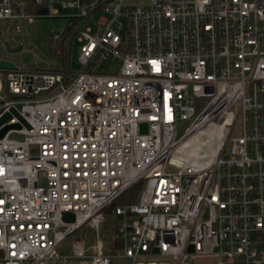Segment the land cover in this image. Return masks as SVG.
Masks as SVG:
<instances>
[{"label": "built area", "instance_id": "obj_1", "mask_svg": "<svg viewBox=\"0 0 264 264\" xmlns=\"http://www.w3.org/2000/svg\"><path fill=\"white\" fill-rule=\"evenodd\" d=\"M56 5L78 68L24 39ZM5 59L0 126L26 124L0 137V264H264V0H0Z\"/></svg>", "mask_w": 264, "mask_h": 264}, {"label": "rangeland", "instance_id": "obj_2", "mask_svg": "<svg viewBox=\"0 0 264 264\" xmlns=\"http://www.w3.org/2000/svg\"><path fill=\"white\" fill-rule=\"evenodd\" d=\"M59 9L60 14H64L68 11V9L60 8L56 5ZM99 16L106 17L107 11L103 8H98L95 12L91 14V16L86 20L85 25L90 27V32L94 31L96 27V19ZM67 16H35L32 18L30 22H28L25 26V33L24 39L29 41L33 44V49L44 58H48V56H55L51 53L49 47L47 46V40L51 33L53 32H62L67 27ZM78 41L74 38L71 41L69 46V65L72 68H78L79 62L78 58ZM26 59L30 56L29 54L24 55ZM116 60L107 58V60L103 61L97 69H103V71L112 70L116 67ZM57 65V63H55ZM182 131V127H178V133ZM240 132L239 123H235L231 134H238ZM10 136L20 138L22 135L17 132H10ZM227 156V155H225ZM119 220V216L114 212H105L104 220L100 223V235L103 239L104 237H108L112 235L115 225ZM95 236L94 231L87 227L85 224L80 228L72 231L65 239H63L58 247L55 249V252L59 255L68 254L70 253V249L72 246V241L79 238H84V243L87 245L91 244V238ZM74 259H70L67 264H73ZM58 264H62L61 261H58Z\"/></svg>", "mask_w": 264, "mask_h": 264}, {"label": "water", "instance_id": "obj_3", "mask_svg": "<svg viewBox=\"0 0 264 264\" xmlns=\"http://www.w3.org/2000/svg\"><path fill=\"white\" fill-rule=\"evenodd\" d=\"M46 10L44 8H40L38 9V12L40 13H44ZM123 19V17H121ZM77 27L74 28L70 34L68 35V40H67V43H66V50H65V53H66V60H65V67H67V64H68V57H69V53H68V46L71 42V37L72 35L74 34V32L76 31ZM5 66H9V67H13V63L9 60H0V67H5ZM12 112L15 113L17 115V117L19 118L20 122H11V123H6V124H3L0 126V137H2L8 129L12 128V127H19L20 126V123H24L26 124L24 118L16 111V109H14L13 107L11 108ZM10 117V113H8L7 111L2 113V115H0V124L5 122L8 118ZM141 130H145V123L141 124ZM62 218L66 221H69V220H73V214L68 211V212H62Z\"/></svg>", "mask_w": 264, "mask_h": 264}, {"label": "trees", "instance_id": "obj_4", "mask_svg": "<svg viewBox=\"0 0 264 264\" xmlns=\"http://www.w3.org/2000/svg\"><path fill=\"white\" fill-rule=\"evenodd\" d=\"M67 27L62 32V40H54L50 36L47 40V46L49 47L51 53H58L60 58H63L65 55V49H66V41L67 36L71 32L72 28L74 27V23H70L67 21ZM141 188V182L135 183L132 186H130L126 191L121 194L115 202H126V200H133L135 198V195L138 193V191Z\"/></svg>", "mask_w": 264, "mask_h": 264}, {"label": "bare ground", "instance_id": "obj_5", "mask_svg": "<svg viewBox=\"0 0 264 264\" xmlns=\"http://www.w3.org/2000/svg\"><path fill=\"white\" fill-rule=\"evenodd\" d=\"M198 139H199V138H198ZM197 146H198V144H195V145L192 146L190 149H188V151H189L190 153L197 154V152H198V151H196Z\"/></svg>", "mask_w": 264, "mask_h": 264}]
</instances>
